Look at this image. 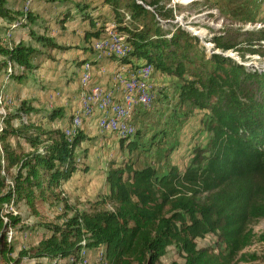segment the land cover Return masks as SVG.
Masks as SVG:
<instances>
[{"label":"trees","instance_id":"1","mask_svg":"<svg viewBox=\"0 0 264 264\" xmlns=\"http://www.w3.org/2000/svg\"><path fill=\"white\" fill-rule=\"evenodd\" d=\"M59 1L72 5L63 10L61 23L74 8L87 22V40L104 37L110 29L124 33L130 50L118 61L132 69L149 64L171 76L179 103L205 111L200 122L208 138L194 145L183 170L175 165L165 173L152 164L111 166L106 175L110 193L100 202L111 207L74 209L69 215L73 207L61 185L82 169L76 147L86 133L79 128L68 140L61 128L32 120L39 110L27 100L8 113L0 111V264L41 259L46 264H66L68 259L88 264L85 254L94 248H104V254L93 264H158L172 245L183 253L182 264H236L238 253L253 241L247 223L264 218V69L222 53L241 44L232 36L212 35L213 48L207 54L197 35L174 22L169 0ZM11 3L0 0V72L7 68L8 78L20 81L38 66L36 58L42 53L22 41L3 39L12 24L24 27L36 18L32 10L24 13L22 6ZM101 6L110 7L111 17L94 14ZM246 32L251 36L246 50L264 57V28ZM29 33L48 48H68ZM61 117L59 107L47 114L50 121ZM139 138L136 130L133 137L118 141L137 148ZM15 201H24L34 215L42 203L62 204L63 212L59 222L18 226L38 238L13 255L9 232L22 218L6 205ZM207 233L216 237L215 246H197L196 239ZM259 240L264 241V232ZM256 258L242 253L239 259Z\"/></svg>","mask_w":264,"mask_h":264},{"label":"rangeland","instance_id":"2","mask_svg":"<svg viewBox=\"0 0 264 264\" xmlns=\"http://www.w3.org/2000/svg\"><path fill=\"white\" fill-rule=\"evenodd\" d=\"M10 1L13 3V5L15 4L18 6H22L24 13L28 10V8H30V6L31 8H34L33 4L31 5L32 0H20L17 3L15 0ZM123 1L124 0H122V2ZM169 1L170 2L168 3V6L175 8L174 22L181 24L192 34L196 33L197 36L200 38L201 44L204 45L205 52L207 54H209L213 48V43L209 41V38L212 35L224 34V36L227 38L232 36L235 37L237 40H241V44L235 47V49H241L239 51L235 50L234 48L228 49L222 53L229 55L234 59L248 65V67L250 68L264 69V57L260 56L257 53H250L249 51H247V45L245 44L246 39L251 37L250 34H248V32L246 31L264 28V0ZM66 3L68 4V2ZM60 6V9L64 8L63 3ZM106 8L107 7H105L104 10H106ZM126 18L129 19L128 14H126ZM1 22L2 18L0 17V23ZM112 25L113 24H110L108 28H111ZM15 26L16 23L12 24L11 28H14ZM27 26L34 32H39L37 24H34L32 21L29 22ZM11 28L6 31L4 35L5 40H8L10 38L12 30ZM64 29V26H60L59 28L56 27V29H53L51 31L55 38H59L60 34ZM71 29L72 28H70L69 30ZM121 35L126 38V35ZM153 70L151 71L150 75L153 73ZM5 75L7 78L8 74L5 73ZM152 84L154 83L152 82ZM173 84L174 83L170 84L172 88L170 91H174L173 95L175 96L176 89L175 85ZM154 85L155 87H157L156 84ZM157 92H159V90ZM9 96L10 95L6 92L0 93V100H5L3 104L0 105V111L6 113V107L12 106L14 104V100H12L13 98ZM170 101L171 100L169 99L163 101V99L159 97V99H156L153 108L149 111H153L152 113L155 114L162 122H164L165 118H160L161 107L163 104L165 105V102L167 105L170 104ZM183 112L184 113L183 116H181V119L184 120L185 117L189 116V114H192V111L189 107H186V109L183 108ZM204 112L205 111L198 110L197 113H194L193 115H196L195 121L199 120V117L201 119L203 117ZM175 126L176 127L174 129L171 128L170 131H168L167 135H170L174 132L177 134L179 124H176ZM153 131L154 129H152V127L150 130L139 129L141 136L138 139L139 147L137 148L120 146L118 138L111 132H103V134H96L91 136L86 135V138L83 143L76 147V159L82 169H79L76 174L72 176V182L71 187H69V192H67L66 190L64 191L69 200V203L73 207V209L68 210V214H72L74 212V209L90 210L96 207H111L109 203H100L101 200L104 197L108 196L110 193L109 185L106 181V175L111 166L131 165L132 168H141L145 165L153 164L159 171L162 167V162L158 160L161 159V156H163L165 153L171 151L173 147H177L176 149L178 151H176L177 153L174 154L173 161L170 162L177 164L180 167V170H183L189 163L190 158L192 157L194 145H202L206 142L208 138V132L202 127V125H199L191 129L190 133H188V136L186 137V140L181 139L180 145L177 143L176 145L167 144V148L161 147V149H154L151 147L153 138L151 139L149 135ZM146 132H148L149 134L146 135ZM162 148H166V151H162ZM128 149L131 150L128 151ZM6 209H15V211L19 213L22 218L21 223L15 226V228L10 229L9 232L11 243L14 246L13 255H16L19 249L23 248V246L28 247L33 245L38 238L37 235H35L33 232H30L29 230H19L18 226H41L42 222H59L60 219H58V216L63 212L62 204L57 206L54 203H42L38 205L37 210L39 212V215H34L31 213L29 207L24 201H15L14 205L13 202H11L9 205H6ZM246 228L253 234V241L250 245L246 246L240 253H238L235 258V263L264 264V241L259 240L260 234L264 232V218L250 220L247 223ZM215 240L216 237L213 234L207 233L205 236L197 238L196 242L197 246L199 247L215 246ZM242 253L254 254L257 258L254 260L243 261V259H239ZM100 254H102L103 257L104 248H94L88 250L85 254L86 258L88 259V264H93L95 261L101 260ZM183 262V253L179 251L174 245H172L167 248L166 253L160 258L158 264H182ZM37 263L46 264L45 259H41L40 261L31 260L29 262H23V264Z\"/></svg>","mask_w":264,"mask_h":264},{"label":"crops","instance_id":"3","mask_svg":"<svg viewBox=\"0 0 264 264\" xmlns=\"http://www.w3.org/2000/svg\"><path fill=\"white\" fill-rule=\"evenodd\" d=\"M62 3L64 8L60 9V5ZM32 4L34 8H31L30 6L28 10H32L36 14V18L32 22L37 24L39 29V32H34L33 30L32 32L34 34L48 36L55 42L68 46V48L56 49L41 45L33 36L30 35L29 30L31 29L28 28V24L24 27L19 26L13 28L11 30V36L8 40H5L3 37L6 42L11 44L14 42L16 44L19 41H22L25 44L39 49L42 54H39L36 58L38 66L27 71L23 79L20 81L11 80L8 77L6 78V69L1 71L0 93H8L14 100V104L12 106L6 107L7 113L17 108L21 100H27L32 106L39 110L31 116L32 120H41L46 127L54 126L63 130L64 128L70 126L72 117L79 110L80 92L84 86L101 84L111 87L117 74L122 71L126 74L125 71L131 69L127 75L128 78L135 74L137 68L132 69L131 65L121 63L114 55L106 51L95 50L94 39L98 40V38H90L88 40L85 38L84 29L88 27L87 22L84 21L77 12H75L74 8L71 10V16L66 21L61 23L59 21L61 18L60 16L67 6H72L70 2L67 4L66 2L59 0L54 2L32 0L31 5ZM105 7H107L106 10H104ZM94 14H101L103 17H111L112 12L110 7L101 6L96 9ZM100 19L102 20L103 18ZM112 22L113 21L111 20L108 23ZM99 23L100 22H97V24ZM0 24H4L3 20ZM60 26H64L65 29L60 34L59 38H55L51 30L56 29V27L59 28ZM70 28L72 29L69 30ZM45 54L50 55V57H47L48 55ZM81 60H86L88 62H85L84 64L79 63ZM87 68L90 73L85 75L84 80V74L86 73ZM148 79H151V81L156 84L158 88L160 87V91L158 92L156 99H159L160 97L163 101L166 99L171 100L170 104L167 105L165 102V105L163 104L161 107L160 118H165V120L162 122L155 114L152 113L153 111H149L152 108L147 109L145 106L143 107L142 104L136 101L130 103V122L135 126L136 130H150L151 127L154 129V131L150 134L148 133L149 131L146 132V135L149 134L151 139L153 138L151 147L154 149H161V147L167 148V144L176 145L177 143L180 145L181 139L186 140L188 133H190L193 127L199 125L201 126L200 117L199 120L195 121L196 115H193L194 113H197L198 109H192V114H189L187 117L184 116L185 120L181 119V116H183L184 113L183 108L186 109V106L179 103L177 95H173L174 91H170L172 89L170 85L172 83V77L163 72L153 71ZM154 84L152 85L155 86ZM121 98L122 95L117 90L115 92V99L119 101ZM56 107L61 108L62 117L53 121L48 120L47 114L51 109ZM99 115L100 113L96 112V114L90 118L83 120L81 128L84 130L86 135H99L103 134V132H108L98 128L96 122ZM176 124H179L177 134L174 132L167 135L171 128L174 129L176 127ZM112 134L116 136L114 132H112ZM117 138L120 139L119 137ZM166 148H162V151H166ZM176 148L177 147H173L171 151L161 156V159H157L162 162V167L159 170L160 173L167 172L171 165H177L170 162L173 161L174 154L178 151ZM177 167L180 169L178 165ZM76 172L74 174H76ZM74 174L72 176H74ZM71 178L61 185V189L63 191L66 190L69 192V187H71L72 182ZM36 242L37 240L35 243Z\"/></svg>","mask_w":264,"mask_h":264},{"label":"bare ground","instance_id":"4","mask_svg":"<svg viewBox=\"0 0 264 264\" xmlns=\"http://www.w3.org/2000/svg\"><path fill=\"white\" fill-rule=\"evenodd\" d=\"M112 35H119L120 41L113 42ZM99 41V45H109L101 46L96 43ZM94 49L97 51H106L114 56L123 57L129 53L130 45L126 41V38L115 30H111L106 36L95 39ZM153 66L149 64H144L139 69L136 70L135 74L128 78L117 79V74L114 83L111 87H107L101 84H93L90 86H84L80 92V107L79 110L72 117V122L70 126L63 129L64 135L68 140H72L73 136L77 133L78 129L81 128L84 119H88L96 112L100 113L97 119V126L101 130H105L109 125L110 118H113L112 132L116 134L119 138H131L136 133L135 126L130 122L131 128H128L127 132H122V127H125L130 121L131 109L129 103V94L127 89V82L133 84V92L143 91V83H139V76L147 71V77L150 75ZM98 89V90H96ZM119 91L122 95L121 100L117 101L115 99V92ZM155 86H151L146 92L145 102L143 99H136L137 102L145 106V108H153L156 101L157 92ZM5 96V95H4ZM10 97V96H9ZM4 98V97H3ZM2 98V99H3ZM155 99V100H154ZM13 100V99H12ZM5 101V100H4ZM0 100V105L3 104ZM7 104V103H6ZM12 104V103H11ZM127 104V106H125ZM10 105V104H9ZM97 116V115H96ZM62 264V263H54ZM65 264V263H64ZM66 264H84L82 262H74L72 259H68Z\"/></svg>","mask_w":264,"mask_h":264},{"label":"built area","instance_id":"5","mask_svg":"<svg viewBox=\"0 0 264 264\" xmlns=\"http://www.w3.org/2000/svg\"><path fill=\"white\" fill-rule=\"evenodd\" d=\"M112 36H113V42L120 41V36L119 35H112ZM96 43L99 45V41H96ZM101 46H108L109 47V45H99V47H101ZM116 53H117V51L113 52V55L116 54ZM130 70L125 71L126 74H124L123 71L121 73H119V75L117 76V79H119V78H127V75H128ZM87 74H89V69L88 68L86 70V73L84 74V80H85V75H87ZM139 83H143V91L133 92V84L134 83L127 82V89H128V94H129V103L136 102V99H143V103L145 102L146 92H148V89L151 86H153L151 79H147V71L142 73L139 76ZM96 90H98V89H96ZM125 106H127V104H125ZM113 123H115V122H113V118H110L109 125L106 127L105 130L112 133ZM128 128H131L130 121H129V123H127V125H125V127H122V132H127Z\"/></svg>","mask_w":264,"mask_h":264},{"label":"water","instance_id":"6","mask_svg":"<svg viewBox=\"0 0 264 264\" xmlns=\"http://www.w3.org/2000/svg\"><path fill=\"white\" fill-rule=\"evenodd\" d=\"M195 35H197L196 33H194Z\"/></svg>","mask_w":264,"mask_h":264}]
</instances>
